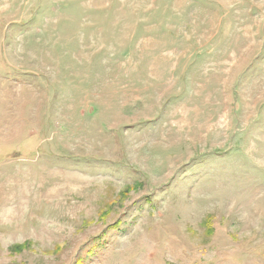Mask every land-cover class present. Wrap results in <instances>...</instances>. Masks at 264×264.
I'll return each instance as SVG.
<instances>
[{"label": "rangeland", "instance_id": "374dc122", "mask_svg": "<svg viewBox=\"0 0 264 264\" xmlns=\"http://www.w3.org/2000/svg\"><path fill=\"white\" fill-rule=\"evenodd\" d=\"M0 264H264V0H0Z\"/></svg>", "mask_w": 264, "mask_h": 264}]
</instances>
